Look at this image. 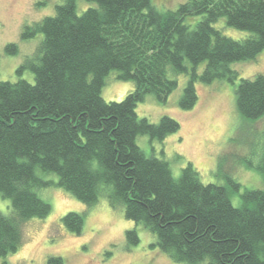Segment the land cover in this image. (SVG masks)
I'll use <instances>...</instances> for the list:
<instances>
[{
	"label": "trees",
	"instance_id": "1",
	"mask_svg": "<svg viewBox=\"0 0 264 264\" xmlns=\"http://www.w3.org/2000/svg\"><path fill=\"white\" fill-rule=\"evenodd\" d=\"M84 1L95 6L78 13L76 0H63L54 15L24 27V39L42 34L17 68L31 70L33 83L0 81V195L10 202V212H0V258L19 249L24 222L49 214L38 189L57 185L87 206L104 197L122 207L174 262L264 264V190H241L229 176L224 184L204 183L190 162L174 176L167 160L136 142L139 135L162 141L180 128L168 115L157 122L139 117L136 106L148 94L165 103L181 74V109L197 102L196 82L218 79L233 85L242 117L264 116V74L240 77L233 67L264 50V0H186L174 10L151 0ZM194 16L200 19L190 27L184 21ZM219 19L249 35L224 34L214 25ZM4 51L16 54L17 44ZM111 70L134 84L120 101L101 96ZM253 167L264 178V164ZM84 215L69 211L61 222L79 234ZM125 237L129 246L140 241L136 228ZM46 264L63 260L49 256Z\"/></svg>",
	"mask_w": 264,
	"mask_h": 264
},
{
	"label": "rangeland",
	"instance_id": "2",
	"mask_svg": "<svg viewBox=\"0 0 264 264\" xmlns=\"http://www.w3.org/2000/svg\"><path fill=\"white\" fill-rule=\"evenodd\" d=\"M159 10H174L186 0H151ZM63 0H0V81L25 79L34 82L31 70L17 73V68L39 46L42 34L24 39L21 33L26 25L55 14V7ZM93 2L76 0L81 13ZM200 16L189 17L185 23L193 27ZM224 34L241 39L249 32L234 29L219 19L215 24ZM17 44L14 55L7 54V43ZM240 77L264 74V50L256 58L233 64ZM172 76V75H171ZM178 85L165 103H158L151 94L136 106L139 117L157 122L163 115L175 118L180 128L164 140L150 141L139 135L137 144L147 155L168 161L174 176L190 162L204 183L224 184L229 176L244 188L264 190V178L253 167L264 164V116L255 121L242 117L235 107L233 85L225 80L211 84L196 82L197 102L184 110L178 106L187 77L176 76ZM134 88L130 80L117 78L111 70L104 79L101 96L106 101H120ZM252 164V166H251ZM44 179L57 181L54 173L37 170ZM41 198L51 210L45 217H32L23 223V239L19 249L4 258L10 264H46L49 256H60L63 264H185L177 263L151 245L154 237L140 225L124 217L122 207L114 209L106 198L87 206L57 185L38 189ZM84 213L83 228L79 234L68 231L61 217L69 212ZM0 212H10V202L0 195ZM136 228L139 243L129 246L127 229ZM199 264H207L205 261Z\"/></svg>",
	"mask_w": 264,
	"mask_h": 264
}]
</instances>
